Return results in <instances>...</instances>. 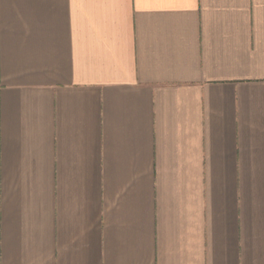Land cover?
Listing matches in <instances>:
<instances>
[{"label": "crops", "instance_id": "0c3cea01", "mask_svg": "<svg viewBox=\"0 0 264 264\" xmlns=\"http://www.w3.org/2000/svg\"><path fill=\"white\" fill-rule=\"evenodd\" d=\"M0 264H264V0H0Z\"/></svg>", "mask_w": 264, "mask_h": 264}]
</instances>
